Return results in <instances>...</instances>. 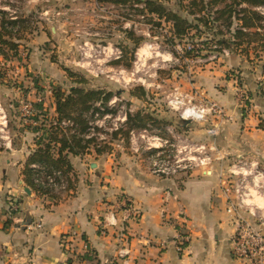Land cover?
Wrapping results in <instances>:
<instances>
[{
    "label": "crops",
    "instance_id": "crops-1",
    "mask_svg": "<svg viewBox=\"0 0 264 264\" xmlns=\"http://www.w3.org/2000/svg\"><path fill=\"white\" fill-rule=\"evenodd\" d=\"M57 1L97 2L25 0L41 10ZM0 8L12 9L11 17H26L15 15L13 0H0ZM37 34L48 37L43 28ZM239 49L218 58L222 63L197 69L191 84L195 101L215 102L221 112L208 122L186 125V132L195 141L214 139L227 155L223 163L242 156L264 164V54L251 61L252 50L247 57ZM234 70L241 72L248 99L238 93L230 76ZM50 98V105L45 98L36 100L55 115L53 93ZM211 125L221 126L217 137L207 133ZM31 141L0 149V264H69V259L72 264H90L81 257L88 250L95 251L100 264H241L231 252L234 225L219 182V162L208 173L160 177L151 173L147 157L140 154L112 153L99 161L90 158L92 153L72 156L76 187L68 190L72 195L53 199L24 182V164L36 147L33 136ZM7 219L13 220L9 227ZM184 221L190 240L180 250L177 236ZM67 234L73 235L70 249L63 244Z\"/></svg>",
    "mask_w": 264,
    "mask_h": 264
},
{
    "label": "rangeland",
    "instance_id": "rangeland-1",
    "mask_svg": "<svg viewBox=\"0 0 264 264\" xmlns=\"http://www.w3.org/2000/svg\"><path fill=\"white\" fill-rule=\"evenodd\" d=\"M96 1L95 4L87 1L75 5L57 1L47 8L51 12L59 11L61 14L56 15L55 18L51 17L50 20H41L38 15L42 7L27 6L25 0H13L15 15H26L27 22L17 27L21 30L19 35L21 38H14L19 44L17 53L14 55L15 51H9L7 59L0 56V149L2 151H6L7 145L18 147L24 140L31 141L32 136L35 138V135H32L34 134L31 130L32 125L28 126V117L31 115L28 109L31 106L33 113L39 114L37 109H33L38 98H45L50 105L52 82L68 87L76 84L75 80L83 76L87 78L90 87L111 90L115 93L109 106L116 110L108 113L109 117L98 119L99 130H93L97 138V146L92 145L89 153L93 155L90 158L99 161L103 156L107 159L112 153L117 156L122 152L130 155L140 154L147 157L150 168L149 157L153 151L142 148L136 152L126 132L127 119L122 122L118 116L128 111L135 113L144 109L153 112L163 121L160 127L147 126L149 134L170 138L175 144L177 141L173 137L174 134L190 137L186 132L187 126L183 124L181 118L187 106L170 101L175 96H180L179 98L191 99L193 104H197L193 92L195 87L191 85L197 69L215 66L227 57L226 54L210 51H215L216 48L222 51L225 48L230 49L231 54L240 50L233 46L207 43L215 33H218V39L222 36L232 37L237 27L236 19H233L231 28L224 19H221L213 24L215 26L213 29L203 26L201 34L193 29L190 34L178 37L172 34L167 23L161 27L149 20V17H141L143 15L140 12L141 7L136 4L142 3H138L137 0H130L127 4H116L115 7L109 6L107 9L99 5L104 2ZM162 1L170 8L188 15V7H180L177 0ZM7 9L0 8L6 11V18H9L12 9ZM214 16L212 15V18ZM124 18H128L131 24L137 22L138 28L135 29L131 25L124 26L126 22ZM189 18L192 19L193 16L189 15ZM41 28L48 37L42 39L37 34ZM108 45L120 46L123 49L122 64L113 63L115 59L110 58L109 52L105 49ZM189 48L199 52V55L188 56ZM251 50L253 53L251 61H255L258 57L255 56L252 48ZM44 66H48V70L44 71ZM230 76L237 78V85L243 86L247 91L241 72L231 71ZM139 86H144L147 90L148 95L145 99L130 95L131 90ZM261 87L264 89V84ZM245 102L251 103L249 100ZM143 129L145 128L132 130ZM116 131H119L118 135L114 134ZM138 144L143 147L145 142L140 139ZM95 146L105 151L98 154ZM73 170L67 175V188L44 185L51 189L48 197L59 199L72 195L68 190L76 187L78 179L76 171ZM181 173L184 172L176 175ZM36 177L43 179L46 174L41 172ZM14 204L17 205V202ZM65 236L63 244L70 249L73 235ZM182 246L184 248L186 245Z\"/></svg>",
    "mask_w": 264,
    "mask_h": 264
},
{
    "label": "trees",
    "instance_id": "trees-1",
    "mask_svg": "<svg viewBox=\"0 0 264 264\" xmlns=\"http://www.w3.org/2000/svg\"><path fill=\"white\" fill-rule=\"evenodd\" d=\"M99 1L114 4L130 2V0ZM137 2L144 4V7L140 9L144 16L149 17V20L157 26L162 27L164 23H167L170 25L172 34L178 37L190 34L193 29L201 34L203 26L213 29L215 27L213 24L221 19H224L227 26L231 28L234 23L233 19H236L240 22V26L235 28L232 37L222 36L218 39V33H215L207 43L241 48L247 57L250 56L251 48L256 57L264 54V14L258 9L264 6V0H177L180 7H188V15L170 8L162 0H137ZM6 14L5 10H0V56L7 59L9 51H15L14 55L17 53L19 44L14 38H21L19 36L21 30L17 27L27 20L20 17L6 18ZM189 15L193 18L190 19ZM212 15L215 16L212 18ZM259 48L261 49L258 50ZM216 51L218 54L221 53L219 48L210 52ZM194 55H199V52L193 49L188 50V56ZM122 57L115 59L113 63L122 64ZM75 83L68 87L62 84L52 86L56 105L55 115L50 114L49 109L41 100L35 102L33 108L37 109L39 114L33 113L28 117V126L32 125L31 130L35 135L36 147L28 155L22 173L26 185L41 195H50L51 189L37 184L38 177L36 176H39L41 172L47 174L54 170L69 174L73 170L71 157L83 156L91 151L92 145L97 146V138L93 132V130H99V127L94 124L96 119L116 110L109 106L115 94L113 91L92 88L87 78L83 76L75 80ZM261 91L264 93V89ZM130 95L145 99L148 94L144 86H139L132 89ZM162 122L153 112L144 109L135 113L128 111L125 122L126 132L129 137L132 129L146 128L149 125L160 127ZM118 133L119 131H116L114 134L118 135ZM95 150L98 154L105 151L100 147H96ZM12 213L14 214L15 211ZM12 223L13 220L7 219L5 225L9 227ZM95 255L94 250H88L81 257L90 264H100ZM68 263L72 264V259H69Z\"/></svg>",
    "mask_w": 264,
    "mask_h": 264
},
{
    "label": "built area",
    "instance_id": "built-area-1",
    "mask_svg": "<svg viewBox=\"0 0 264 264\" xmlns=\"http://www.w3.org/2000/svg\"><path fill=\"white\" fill-rule=\"evenodd\" d=\"M99 5L101 8L106 9L109 6H116L113 3H101ZM136 5L141 8L144 7V4ZM258 9L264 14V6H260ZM60 14L59 11L51 12L50 9H44L41 10L38 17L41 20H50L51 17L55 18L56 15ZM141 17H144V15ZM124 20H126L124 23L126 27L131 25L137 29L139 26L137 22L129 23L128 18H124ZM235 26L239 27L240 22L236 21ZM105 49L109 52L110 58L119 59L123 55V49L120 46L108 45L105 46ZM230 52V49L224 48L220 54L229 55ZM216 57H218V54ZM234 79L238 83V79ZM237 89L241 99L244 100L247 97L246 89L240 85H237ZM179 97L175 96L170 103L187 106L181 114L183 120L208 122L212 114L221 112L215 102L193 104L191 99L186 100L184 97ZM28 111L33 114L31 106ZM109 116V114H105L98 117L94 124L98 125V119H105ZM118 119L122 122L125 121L127 112L118 116ZM63 123L67 124V122ZM207 133L212 137H217L221 133V126L211 125L207 127ZM173 137L177 144L173 143L170 138L149 134L147 128L130 131V139L136 152H139L142 148L153 151L149 159L150 171L154 175L172 177L180 172L192 173L196 170L208 173L219 162V182L226 198V210L230 214L231 222L234 225V232L230 238L231 252L241 264H264V164L258 159H249L242 156H235L228 162L223 163L227 155L222 152L214 139L195 141L180 134H174ZM140 139L145 142L143 147L138 144ZM67 175L61 170H54L47 173L43 179L38 178L36 181L42 185L67 188ZM122 202L126 206L130 204L126 197H123ZM128 210H131L130 207H128ZM184 224L185 221L179 226L177 236L180 249L183 248L182 245H188L190 240V235Z\"/></svg>",
    "mask_w": 264,
    "mask_h": 264
},
{
    "label": "water",
    "instance_id": "water-1",
    "mask_svg": "<svg viewBox=\"0 0 264 264\" xmlns=\"http://www.w3.org/2000/svg\"><path fill=\"white\" fill-rule=\"evenodd\" d=\"M190 122H191V120H189V119H184V120H183V124H184V125H187V124H189ZM93 165H95V163H94ZM26 191H27V192H30V188L27 187V188H26Z\"/></svg>",
    "mask_w": 264,
    "mask_h": 264
}]
</instances>
